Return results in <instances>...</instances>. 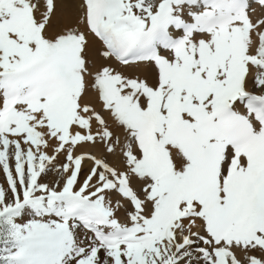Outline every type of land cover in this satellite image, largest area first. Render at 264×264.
I'll list each match as a JSON object with an SVG mask.
<instances>
[{
	"label": "snow or ice",
	"instance_id": "obj_1",
	"mask_svg": "<svg viewBox=\"0 0 264 264\" xmlns=\"http://www.w3.org/2000/svg\"><path fill=\"white\" fill-rule=\"evenodd\" d=\"M72 7L0 0V264H264V0Z\"/></svg>",
	"mask_w": 264,
	"mask_h": 264
},
{
	"label": "rangeland",
	"instance_id": "obj_2",
	"mask_svg": "<svg viewBox=\"0 0 264 264\" xmlns=\"http://www.w3.org/2000/svg\"><path fill=\"white\" fill-rule=\"evenodd\" d=\"M77 1H79V0H73V6L74 7H72L73 8V10H72V8H71V11L70 10H68V9H66L65 10V16H64V18H63V23H61L60 24V26L61 27H64V26H67L69 23H71V24H75V22H76V19H77V17H78V9L76 8L75 9V3H78ZM75 10V11H74ZM68 11H70V19H69V12ZM75 12H77V14L75 13ZM75 16H74V15ZM261 15V12L259 11V14H253V18L255 19L257 16H260ZM59 17H60V13H57V16H56V20H54L55 19V17L53 18V23L54 24H56V23H58V21H59ZM58 20V21H57ZM70 20V21H69ZM89 55H92V53H91V51H90V53H89ZM132 71H136L138 74H140L141 76H145V75H147L148 73H147V70H144V69H136V70H129V72H127L126 74H131V72ZM91 82V81H90ZM63 159V157H61V160ZM88 165H86L85 167H84V172L86 173L87 172V169H88ZM51 173L52 172H50L44 179H45V182H52L51 181ZM81 179H83V176L81 177ZM0 180H2V176L0 177Z\"/></svg>",
	"mask_w": 264,
	"mask_h": 264
},
{
	"label": "bare ground",
	"instance_id": "obj_3",
	"mask_svg": "<svg viewBox=\"0 0 264 264\" xmlns=\"http://www.w3.org/2000/svg\"><path fill=\"white\" fill-rule=\"evenodd\" d=\"M77 2L79 3V1H77ZM78 3H75V5L78 4ZM73 7H74V6H73ZM75 9H76V7H75ZM72 10H73V8H72ZM70 11H71V9H70ZM74 11H75V10H74ZM77 11H78V10H77ZM259 11H260V10L257 9L256 13H254V14H259ZM68 12H69V11H68ZM58 13H59V12H58ZM75 13L77 14V12H75ZM73 15H74V14H73ZM77 15H78V14H77ZM74 16H75V15H74ZM68 17H69V16H68ZM54 20H56V17H55ZM57 21H58V20H57ZM69 21H70V20H69ZM86 165H88V164H85V166H86ZM88 166H89V165H88ZM0 177H1V176H0ZM50 178H51V181H54V180L57 178V177H56V173H55V172H52Z\"/></svg>",
	"mask_w": 264,
	"mask_h": 264
}]
</instances>
